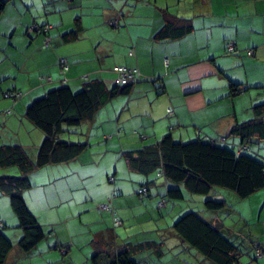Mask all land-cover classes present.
<instances>
[{
	"label": "crops",
	"instance_id": "obj_1",
	"mask_svg": "<svg viewBox=\"0 0 264 264\" xmlns=\"http://www.w3.org/2000/svg\"><path fill=\"white\" fill-rule=\"evenodd\" d=\"M78 16V37L65 38ZM172 17L190 20L192 30L180 37H158ZM34 23L50 26L48 45L45 33H26ZM231 41L235 53L227 50ZM61 57L70 64L66 73L61 72ZM32 59L42 63L33 65ZM118 66L139 69L140 80L132 91L107 102L81 123L80 130L63 134L69 140L86 136V150L70 161L29 173L33 186L23 195L47 233L32 250L19 246L23 229L9 196L0 190V229L14 243L5 264H92L99 248L128 241L160 244L161 250L135 253L141 262L152 259L147 264H213L176 233L174 223L158 224L152 238L139 236L136 227L143 223L142 214L157 216L156 205L174 183L154 171L149 174V195H140L138 188L146 179L128 166L123 154L167 133L179 141L225 140L232 147L247 142L230 131L234 124L253 118V106L264 102V0H8L0 14V111L10 112L0 116V146L19 144L35 160L46 135L26 115L28 105L61 86L64 78L74 90L83 86L87 75L88 80L99 78L112 86ZM45 74L53 80L46 81ZM232 83L240 87L235 94ZM15 88L22 93L18 99L6 96ZM8 170L0 168V175ZM227 193L238 200L221 188L206 199L227 202ZM249 197L254 214L264 221V189ZM107 202L121 224L115 225L112 210L100 208ZM205 210L208 220L224 226L220 210L206 205ZM251 234L261 238L264 230ZM258 242L261 254L254 244L248 245L249 251L255 248L253 260L264 264V237ZM165 245L176 247L177 257L184 251L183 262H162Z\"/></svg>",
	"mask_w": 264,
	"mask_h": 264
},
{
	"label": "trees",
	"instance_id": "obj_2",
	"mask_svg": "<svg viewBox=\"0 0 264 264\" xmlns=\"http://www.w3.org/2000/svg\"><path fill=\"white\" fill-rule=\"evenodd\" d=\"M7 2L8 0H0V14L4 11ZM80 19L81 17L78 16L75 28L68 32L65 38L78 37L82 29ZM39 24L42 29L48 26V24ZM115 25L118 23L116 22ZM192 28L190 20H177L176 17H172L167 19L157 36L180 37ZM26 32L29 35L32 32L44 33L30 32L28 29ZM45 35V41L47 38L50 40L47 32ZM59 64L61 72L66 73L70 67L67 58L61 57ZM44 77L46 80H53L51 75L45 74ZM85 77L86 81L79 90H74L70 85L65 84L67 78H64L61 86L47 91L28 105L26 115L46 135L35 160L19 144L0 146V168L16 167L18 172V174L0 175V190L10 198L19 226L23 229L18 244L26 251L32 250L47 235L23 195L25 190L33 186L29 176L30 171L46 164L70 161L84 152L89 145L88 142L67 140L63 138V134L70 131L71 126H80L84 120L93 118L102 106L116 96L129 94L134 84L140 80L139 77L134 81L117 82L109 86L102 79L88 80V75ZM239 88V84L232 83V94L237 93ZM9 91L20 92L16 88ZM253 112V118L234 124L230 131L231 135L237 134L247 141L238 147L230 146L225 140L198 138L179 141L171 133H167L155 143L125 151L123 155L128 166L141 173L146 179L138 188V193L142 196L149 195V185L152 183L149 174L154 171H158L174 183L168 188L165 197L159 201V208L167 206L168 198L176 200L184 198L185 191L207 196L217 188H227L236 192L239 197L246 198L264 189V157L255 154L250 145L254 140L264 141V102L254 105ZM161 201H164L166 206L160 205ZM102 204L110 205L108 209L113 211L114 222L117 218L121 224L122 219L117 215L111 202ZM205 205L213 211L228 206L225 199L218 201L212 197L205 200ZM119 224L115 223V225ZM173 226L179 236L213 264H240L241 249L231 236L223 233L222 223L205 219L197 211L190 210L182 214ZM252 242L256 243H254L256 248H260L261 254V243L258 240ZM159 245L154 241L109 244L106 248H99L91 256V261L92 264H141V261L135 258V253L147 248L161 250ZM13 246L11 239L0 229V264H5Z\"/></svg>",
	"mask_w": 264,
	"mask_h": 264
},
{
	"label": "rangeland",
	"instance_id": "obj_3",
	"mask_svg": "<svg viewBox=\"0 0 264 264\" xmlns=\"http://www.w3.org/2000/svg\"><path fill=\"white\" fill-rule=\"evenodd\" d=\"M6 11L4 12V15H6ZM49 26V25H48ZM28 35L29 33L26 32ZM50 42V40H48ZM46 44L47 41H44ZM41 64L42 60L38 59L37 61L35 59L31 60V64L37 65ZM40 79V78H39ZM46 80V79H45ZM47 81V80H46ZM7 82V81H6ZM7 96V94H6ZM71 130H80V126H71ZM76 135H73V138L71 140H75L76 142L78 140L82 142H86V136H79V137H74ZM96 136V134H95ZM69 137H66L65 139H68ZM252 145L256 148L255 154H259V156L264 157V141H258L254 140L252 142ZM258 152V153H257ZM8 174H18L17 168L16 167H11L10 170H8ZM224 191H230L234 194L236 192L227 189V188H221ZM237 195V194H236ZM227 198L229 201H227V207L221 209L218 212V215H220L221 219H223L224 226L222 227V231L224 234L231 236L232 240L238 245L241 249V255L239 257L240 263L241 264H257L256 260H253V257L255 256V248H252L251 251H249V246L248 245H253L254 243L251 241L252 239L254 240H259L264 235L261 236V238H256L253 237L251 232L254 231H262L264 230V221H263V216L260 218L258 217V212L254 214L253 210L250 207V201L251 198H241L237 195L238 200L235 201V199H232V194L227 193L226 194ZM206 195H201V194H196V193H189L185 191V196L182 199L176 200V199H170L171 206L170 208L167 207H162L163 212L159 210V206L156 205L157 211V216H153L151 213L148 211H144L142 214L141 220L143 223L138 224V227H136V231L139 232V236L143 239H148L156 236L155 234L158 233V224L164 223L165 220L166 222H169V224H173L182 214L185 212H188L190 210L197 211L202 217L207 219V215L205 213L207 210H205V200H206ZM263 214V213H262ZM164 215V216H163ZM173 216V217H172ZM175 216V217H174ZM256 236V234H255ZM169 241H172L171 238H168ZM166 246V245H165ZM176 247L172 246H166L165 251L166 254L164 257H162V262H168L170 261L169 259L173 258L179 262H183V256L185 255L184 251H181L177 257L175 254L174 250ZM254 249V250H253ZM154 256L157 257V261L161 260L160 257H158L156 254H153ZM152 260V259H151ZM148 260H144V262H141V264H147L148 262H151Z\"/></svg>",
	"mask_w": 264,
	"mask_h": 264
},
{
	"label": "built area",
	"instance_id": "obj_4",
	"mask_svg": "<svg viewBox=\"0 0 264 264\" xmlns=\"http://www.w3.org/2000/svg\"><path fill=\"white\" fill-rule=\"evenodd\" d=\"M49 29V26H45L43 29L42 27L40 26L39 23H34L32 24L28 30L30 32L32 31H41V32H44L46 33ZM49 38H47V42H48ZM227 50L229 52H234L236 51V43L234 41H231V42H228L227 43ZM249 53H252V50L249 51ZM116 72L118 73V77L116 79V83H127L129 81H134L136 79H138L140 77V71L138 69H131V68H127L125 66H118L115 68ZM7 96H11V97H19L21 96L22 93L20 92H16V91H9L6 93ZM10 110H7L6 112H9ZM173 109L172 108H169L168 109V113H172ZM2 114V112H0V115ZM240 150V149H239ZM160 205L164 206L165 205V202L164 201H161ZM110 207L109 204H102L100 205V208L102 209H108ZM115 223L116 224H119L120 221L116 218L115 220ZM1 225V223H0Z\"/></svg>",
	"mask_w": 264,
	"mask_h": 264
}]
</instances>
